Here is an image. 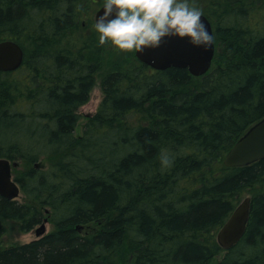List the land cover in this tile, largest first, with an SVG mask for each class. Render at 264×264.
I'll use <instances>...</instances> for the list:
<instances>
[{"label": "trees", "instance_id": "obj_1", "mask_svg": "<svg viewBox=\"0 0 264 264\" xmlns=\"http://www.w3.org/2000/svg\"><path fill=\"white\" fill-rule=\"evenodd\" d=\"M80 1L0 0V42L20 44L21 69L32 72L28 83L0 72V158L20 163L14 178L26 200L0 196V221H15L21 233L47 216L54 226L0 248V264H264V159L224 163L264 118V21L254 22L263 0H226L221 11L212 1L216 16L224 14L204 13L216 53L199 78L152 69L135 55L102 73L96 57L106 48L85 38L62 45L60 36L89 23ZM27 36L36 44L30 60L18 39ZM101 73L104 100L78 135V109ZM162 150L174 156L171 167L162 168ZM247 195V230L217 262V234Z\"/></svg>", "mask_w": 264, "mask_h": 264}, {"label": "water", "instance_id": "obj_2", "mask_svg": "<svg viewBox=\"0 0 264 264\" xmlns=\"http://www.w3.org/2000/svg\"><path fill=\"white\" fill-rule=\"evenodd\" d=\"M101 8L96 17L103 15ZM96 19V18H95ZM202 19L214 35L213 26L206 16ZM215 43L208 49L196 47L189 42V38L168 37L158 48H147L136 53L138 60L149 67L165 71L169 68L188 69L194 77H202L209 72L215 57ZM25 54L21 46L12 40L0 42V72H13L22 67ZM264 159V118L253 125L233 146L225 157L227 167H243ZM19 168L18 162L0 158V196L10 201H16L21 196V188L15 181L13 170ZM252 199L243 200L217 235L218 244L226 251L235 247L243 238L251 215ZM46 219L36 229L38 237H43L46 232ZM83 227L78 226L77 230Z\"/></svg>", "mask_w": 264, "mask_h": 264}, {"label": "clouds", "instance_id": "obj_3", "mask_svg": "<svg viewBox=\"0 0 264 264\" xmlns=\"http://www.w3.org/2000/svg\"><path fill=\"white\" fill-rule=\"evenodd\" d=\"M102 8L94 23L99 43L125 53L158 48L168 37H187L204 50L215 43L203 10L191 0H103ZM160 162L162 168L171 167L174 156L162 150Z\"/></svg>", "mask_w": 264, "mask_h": 264}, {"label": "rangeland", "instance_id": "obj_4", "mask_svg": "<svg viewBox=\"0 0 264 264\" xmlns=\"http://www.w3.org/2000/svg\"><path fill=\"white\" fill-rule=\"evenodd\" d=\"M212 1H214L220 7L219 11H221V6H223L226 2V0H191V2L195 6L203 10V13H205L209 17H212L213 19H216L217 16L223 15L224 12L222 11L219 15L216 16V13L213 10L214 8L212 7ZM254 2H255L254 0H248V3H254ZM263 2L264 0L258 4V8L256 10V18L254 22L261 23L262 21H264V8L261 7V4ZM102 3H103V0H81L79 3V8H83L81 19H84L83 21L87 20V22H89L87 24V27H85L84 30H82L83 29L82 28L77 32H72L70 38L67 36L68 33H64L62 36H60V38H62L63 46L69 44L71 47H76V45L78 44V40L85 38L91 43V45H93L91 47L100 48L101 50L106 48L108 53L100 54L98 59L96 57V60H98V62L101 63L102 73H106V72H109L110 69H112V71L118 69L127 59L132 60L134 55L136 57V52L125 53V52L118 50L117 48L113 47L110 44L101 45L99 43L98 33L95 31L94 28H92V25L95 23L97 12L102 8ZM91 4L94 6L92 7ZM239 6L241 5L239 4V5H235L231 7L236 8ZM77 9H78V6H77ZM215 22L217 23V20H215ZM18 39L22 42V45L27 48V56H28V60H30L34 56V53H36L35 51L36 44H35L34 39L28 36L27 38L23 37V38H18ZM69 39H70V42L68 41ZM40 49L43 51V48L40 47ZM51 49L53 48L51 47ZM121 56H123V58H121ZM136 59L138 58L136 57ZM30 69L31 68L27 65V71L25 68L24 69L19 68L16 71L8 72L9 74H11V76L6 78V80L7 81L15 80L21 83L27 81L28 83L29 80H31V76H32V72L30 71ZM102 73L97 75L96 77L88 103L81 106L78 109V113L81 117L80 122L78 123L77 130H76V133L78 135H82L84 126L87 123L88 119L90 118V116H92L93 114L97 112L99 106L104 100V93L101 87ZM29 104H30V101L27 100V106H29ZM40 163L42 164L43 168H48L50 161L48 159H43V160L41 159ZM247 197H251V196L250 195L244 196L240 200L239 204L243 200H245ZM18 201L21 203H24L26 201L22 193H21V196L18 198ZM47 219H49V221L46 224L47 232L45 235H47L54 229V226L49 216H47ZM2 225L5 226L6 234L1 239V244H0L1 249H9V248L20 246L23 244H28V243H31L41 238V237H38L36 234V229L39 228L40 225L28 233H21L19 230V226L15 221H11V222L3 221ZM94 229H95L94 232L96 233L97 231H99L100 226H96L94 227ZM225 254H226V251L222 249L221 254L217 257V262H220L225 256ZM120 259L123 260L121 264H125L126 258L120 257ZM215 262L216 260H214V263Z\"/></svg>", "mask_w": 264, "mask_h": 264}]
</instances>
